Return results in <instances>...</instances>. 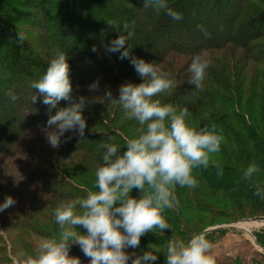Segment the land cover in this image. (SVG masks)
<instances>
[{"label":"trees","instance_id":"trees-1","mask_svg":"<svg viewBox=\"0 0 264 264\" xmlns=\"http://www.w3.org/2000/svg\"><path fill=\"white\" fill-rule=\"evenodd\" d=\"M143 2L0 0V170L10 162V172H18L17 180L6 181L2 190L16 201L18 221L28 211L30 201L39 203L35 213L47 208L42 195L58 198L49 207L54 208L48 209L54 213L61 201L83 198L94 190L95 170L105 151L102 145L115 137L122 152L126 141L134 138L138 123L127 120L118 104L98 96L100 103L84 112L88 129L94 132L86 130L79 145L75 133H66L73 139L61 143L52 157L31 137L46 126L49 116L42 97L32 103L36 90L30 84L46 72L57 49L71 47L67 55L74 89L87 88L99 79L100 92L95 94L103 95L110 88L118 98L120 85L142 82L128 59L121 60L119 53L105 50L127 23L134 33L128 41L132 54L158 62L178 82L170 93L161 94L162 102L188 107L200 126L215 123L225 137L220 151L212 154L209 167L196 170L197 186H177L179 206L165 214L172 232L157 230L141 238L139 248L147 251L149 244L159 247L162 251L154 264H165L168 240L173 235L188 239L192 222L201 221L203 213L218 217L234 212L242 216L236 221L264 218V200L254 195L253 183L242 178L255 161L260 172L254 180L264 185V0H168V6L182 14L181 20L164 10L145 8ZM18 31L27 36L22 44ZM93 46L97 51H92ZM205 51L212 64L203 89L196 90L188 83V67L194 55ZM9 92L16 95L15 101ZM62 106L66 102L61 101L58 107ZM217 164L223 175L217 174ZM132 195L138 196L139 191L134 189ZM52 219L55 222L54 216ZM238 226L252 231L264 226V221ZM224 232L225 228L215 229L208 236ZM254 236L264 247V228ZM25 250L34 252L27 245ZM218 264L250 263L236 258Z\"/></svg>","mask_w":264,"mask_h":264},{"label":"clouds","instance_id":"clouds-1","mask_svg":"<svg viewBox=\"0 0 264 264\" xmlns=\"http://www.w3.org/2000/svg\"><path fill=\"white\" fill-rule=\"evenodd\" d=\"M145 8L153 7L175 20L182 14L168 6V0H144ZM112 26L111 22H107ZM134 33L124 23L117 38L106 45L107 53H119L121 60L128 59L141 83L126 82L119 87L118 98L108 88L103 95L100 81L89 84L92 96L78 94L71 79V66L66 52L57 49L46 72L30 87L36 90L32 96L35 104L48 107L46 126L41 128L48 144L58 149L67 143L73 132L79 137L78 145L85 139L88 129L84 112L100 103L99 97L115 103L123 110L124 117L136 121L134 138L126 141L121 152L115 137H110L102 147L105 149L102 164L95 170L94 190L83 198L61 201L54 210L58 233L40 240L35 251L18 250L12 257L13 264H83L80 256L71 255L73 245L79 246L88 258V264H154L161 249L148 245L147 251L137 254L141 238L148 233H160L172 229L166 219V211L179 206L177 186H197L196 170L207 169L212 154L218 153L224 142L223 129L215 123L200 126L192 119L188 107L162 102L161 94L170 93L178 82L171 71H165L156 61H147L132 54L128 41ZM18 42L27 36L18 31ZM93 52L97 51L93 46ZM212 64L209 54L201 52L193 56L188 67V83L196 90L203 89L207 70ZM12 101L16 95L9 92ZM61 101L66 106L58 107ZM53 110H55L53 114ZM217 174L223 168L217 164ZM260 172L253 161L243 172V179L253 183L254 195L264 200V185L254 180ZM139 195L133 196V190ZM16 203L9 195L0 203V212ZM83 229L82 232L80 229ZM216 245L208 239L207 229L193 233L188 239L173 235L166 244L165 264H218Z\"/></svg>","mask_w":264,"mask_h":264},{"label":"rangeland","instance_id":"rangeland-1","mask_svg":"<svg viewBox=\"0 0 264 264\" xmlns=\"http://www.w3.org/2000/svg\"><path fill=\"white\" fill-rule=\"evenodd\" d=\"M140 9L141 8H139V10ZM71 49V47H67L64 49V51L67 53V51H70ZM21 62L22 60L17 61V63ZM77 93L81 95H89V93L91 92L88 91L87 87L79 89ZM42 136V131H36L31 134V137L34 139V141L38 142L39 145L42 146V148L46 149L47 153H49V155L53 157V153H56V150L53 149L48 144L46 138L43 139ZM10 168L11 163L8 162L0 170V172H5L4 174H0V203H3L6 198V196L2 192L5 182L14 181L15 179L17 180L18 172H10ZM43 200V205L47 208H39L37 213H35V209L39 206V203L33 204L32 201H30L28 202V211L25 214H21L23 219H21L20 217L19 221L17 218L18 210H16V204L9 207L5 211L0 212V264H13L12 257L15 256L18 250H25V247L27 245V249L28 246H30V249L32 251H35L40 240L49 238L54 233H58V225L52 219L54 214L52 211L48 210L54 208L49 207L52 206V201L58 200V198L53 195H42V201ZM25 202L26 198L24 199V203ZM56 206L58 205L56 204ZM200 216L202 217L201 221L198 222V220H195L192 222V226L195 228L190 226L192 233L189 235L198 233L205 227L210 228L221 225L235 224L238 228H240H225L224 234L217 233L215 235H211L210 237L208 236V239L216 245L215 250L219 253L218 262H231L236 258H239L240 260L248 262L250 264H252L255 260L259 261L260 264H264V250L255 242V239L251 238V236L253 237L252 234H254V232L260 231L262 228H264V226L253 229L252 231L248 229V231H246L245 228L238 226L239 224H243L249 221H264V218H258L257 216H255L242 218L241 220L236 221L234 220L235 218L242 216H238V214H235L234 212H226L224 216L218 217L204 213ZM20 224L25 225L26 227L21 226ZM80 230L82 232L84 231L82 228ZM165 231L167 233L172 232L171 229ZM128 251H135L137 254H142L143 252H145V249H129ZM70 254L80 256L83 264H88V258L83 255L79 246L73 245Z\"/></svg>","mask_w":264,"mask_h":264},{"label":"water","instance_id":"water-1","mask_svg":"<svg viewBox=\"0 0 264 264\" xmlns=\"http://www.w3.org/2000/svg\"><path fill=\"white\" fill-rule=\"evenodd\" d=\"M222 228L239 229L235 224H230V225H221V226H217V227H210V228L207 229V231H208V234H209L210 232H212V231L215 230V229H222ZM252 235H253V238L255 239V242H256L259 246H261V245L257 242V240H256V238H255V236H254V234H252ZM261 247H262V246H261ZM262 249L264 250V247H262Z\"/></svg>","mask_w":264,"mask_h":264},{"label":"bare ground","instance_id":"bare-ground-1","mask_svg":"<svg viewBox=\"0 0 264 264\" xmlns=\"http://www.w3.org/2000/svg\"><path fill=\"white\" fill-rule=\"evenodd\" d=\"M237 226V225H236ZM240 229V228H239Z\"/></svg>","mask_w":264,"mask_h":264},{"label":"crops","instance_id":"crops-1","mask_svg":"<svg viewBox=\"0 0 264 264\" xmlns=\"http://www.w3.org/2000/svg\"><path fill=\"white\" fill-rule=\"evenodd\" d=\"M248 263V262H247Z\"/></svg>","mask_w":264,"mask_h":264}]
</instances>
